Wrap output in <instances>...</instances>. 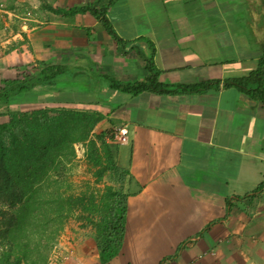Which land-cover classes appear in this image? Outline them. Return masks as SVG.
Here are the masks:
<instances>
[{"label": "crops", "instance_id": "crops-1", "mask_svg": "<svg viewBox=\"0 0 264 264\" xmlns=\"http://www.w3.org/2000/svg\"><path fill=\"white\" fill-rule=\"evenodd\" d=\"M95 1L0 0V88L41 65L64 71L0 103V124L38 111L103 117L93 133L128 173L124 245L108 264H264V101L225 85L264 59V0H100L117 38L91 13L55 12ZM151 60L163 85L214 84L117 88L146 82ZM119 129L128 144L111 139ZM77 247L67 264H101L95 240Z\"/></svg>", "mask_w": 264, "mask_h": 264}, {"label": "trees", "instance_id": "trees-1", "mask_svg": "<svg viewBox=\"0 0 264 264\" xmlns=\"http://www.w3.org/2000/svg\"><path fill=\"white\" fill-rule=\"evenodd\" d=\"M100 5V0H96L83 8L55 12L64 16L91 13L117 38L105 15L106 9ZM148 69L150 77L146 82L120 84L117 88L131 94L151 91L175 95L201 92L214 84L169 87L159 82V72L152 60ZM63 73L60 66L41 65L23 80L6 81L0 88V103L10 104L15 95L37 87H54ZM225 85L245 90L264 101V59L249 78L228 80ZM102 120L98 114L77 110L52 114L38 111L32 115H13L9 123L0 125V264H47L49 251L75 207L80 205L88 212L94 205L91 197V205H84L88 198L67 196L64 191V178L76 158L75 145L87 142L89 158L94 166L100 167L99 180L110 172L119 185V189L108 187L100 204L104 215L96 225V242L101 264H108L120 255L128 214L124 187L128 173L117 166L104 134L97 135L99 147L95 141H89Z\"/></svg>", "mask_w": 264, "mask_h": 264}, {"label": "rangeland", "instance_id": "rangeland-1", "mask_svg": "<svg viewBox=\"0 0 264 264\" xmlns=\"http://www.w3.org/2000/svg\"><path fill=\"white\" fill-rule=\"evenodd\" d=\"M93 134L89 141H95L97 147L101 146L97 142V136ZM89 151V142L75 145L76 158L69 166V171L64 178V183H66L64 191H66L67 196L72 195L78 199L84 196L88 198L85 200L84 205H91L92 199H89L91 197L93 198L94 205L89 208L88 212L82 210L83 207L80 205L75 207V211L64 222L63 229L55 245L49 251L47 264H67L72 260L77 262V246L85 243V240L88 239L97 241L96 225L104 215L100 206L104 193L108 187L119 189L118 182L115 181L116 177L110 172L102 180H99L98 172L100 171V167L94 166L89 158ZM49 191L52 192L53 188ZM88 216L90 220L86 219Z\"/></svg>", "mask_w": 264, "mask_h": 264}, {"label": "built area", "instance_id": "built-area-1", "mask_svg": "<svg viewBox=\"0 0 264 264\" xmlns=\"http://www.w3.org/2000/svg\"><path fill=\"white\" fill-rule=\"evenodd\" d=\"M111 139L119 145H126L129 143L128 131L125 129L114 130Z\"/></svg>", "mask_w": 264, "mask_h": 264}]
</instances>
